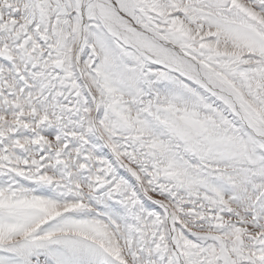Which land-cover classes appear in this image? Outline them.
<instances>
[{
    "label": "snow or ice",
    "instance_id": "6c2138e0",
    "mask_svg": "<svg viewBox=\"0 0 264 264\" xmlns=\"http://www.w3.org/2000/svg\"><path fill=\"white\" fill-rule=\"evenodd\" d=\"M0 264H264V0H0Z\"/></svg>",
    "mask_w": 264,
    "mask_h": 264
}]
</instances>
